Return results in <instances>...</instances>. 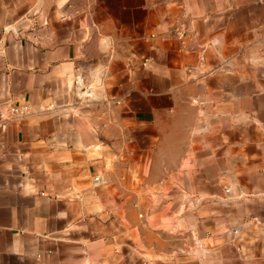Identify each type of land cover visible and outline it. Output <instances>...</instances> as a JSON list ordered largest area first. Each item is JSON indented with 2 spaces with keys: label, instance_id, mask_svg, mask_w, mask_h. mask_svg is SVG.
I'll list each match as a JSON object with an SVG mask.
<instances>
[{
  "label": "crops",
  "instance_id": "obj_1",
  "mask_svg": "<svg viewBox=\"0 0 264 264\" xmlns=\"http://www.w3.org/2000/svg\"><path fill=\"white\" fill-rule=\"evenodd\" d=\"M0 264H264V0H0Z\"/></svg>",
  "mask_w": 264,
  "mask_h": 264
},
{
  "label": "built area",
  "instance_id": "obj_2",
  "mask_svg": "<svg viewBox=\"0 0 264 264\" xmlns=\"http://www.w3.org/2000/svg\"><path fill=\"white\" fill-rule=\"evenodd\" d=\"M73 88L74 91L84 99H89L92 97V88L87 84L85 79L79 75L74 80ZM10 111L13 115L20 116L25 112V109L11 108ZM95 181L97 182L98 179H95Z\"/></svg>",
  "mask_w": 264,
  "mask_h": 264
},
{
  "label": "water",
  "instance_id": "obj_3",
  "mask_svg": "<svg viewBox=\"0 0 264 264\" xmlns=\"http://www.w3.org/2000/svg\"><path fill=\"white\" fill-rule=\"evenodd\" d=\"M98 84H99V79H98Z\"/></svg>",
  "mask_w": 264,
  "mask_h": 264
}]
</instances>
